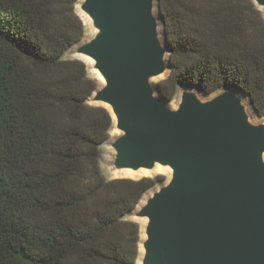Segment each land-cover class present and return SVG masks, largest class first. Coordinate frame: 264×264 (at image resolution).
I'll return each instance as SVG.
<instances>
[{
  "label": "trees",
  "instance_id": "16d2710c",
  "mask_svg": "<svg viewBox=\"0 0 264 264\" xmlns=\"http://www.w3.org/2000/svg\"><path fill=\"white\" fill-rule=\"evenodd\" d=\"M80 0H0V264H137L128 216L161 180H108L113 118L67 58L86 27ZM169 72L156 84L245 95L264 118V14L254 0H157Z\"/></svg>",
  "mask_w": 264,
  "mask_h": 264
},
{
  "label": "water",
  "instance_id": "95a60500",
  "mask_svg": "<svg viewBox=\"0 0 264 264\" xmlns=\"http://www.w3.org/2000/svg\"><path fill=\"white\" fill-rule=\"evenodd\" d=\"M80 10L95 35L76 54L102 79L90 102L120 133L114 170L171 171L133 214L145 221L140 264H264V122L246 96L181 88L169 106L154 84L169 72L157 0H82Z\"/></svg>",
  "mask_w": 264,
  "mask_h": 264
},
{
  "label": "rangeland",
  "instance_id": "374dc122",
  "mask_svg": "<svg viewBox=\"0 0 264 264\" xmlns=\"http://www.w3.org/2000/svg\"><path fill=\"white\" fill-rule=\"evenodd\" d=\"M81 2H82V0L79 1V4L77 6V10H78V13H79L80 17L83 19V21H85L84 24H85V27H86V34H85V38L83 39V41L79 45L73 47L67 53V58L82 60L87 65V68H88V71H89V74H90L91 78L97 80L99 82V87H100L102 85V79L100 78L99 74L93 70V65L92 64H88V62L86 61L85 58H83V57H81V56L76 54L77 48L80 45L88 42L95 35V31L92 28L90 21L88 19L87 20L85 19V17L83 16V13L80 10V3ZM167 74L162 76L161 78L155 79L154 80V84L156 85L158 82L164 80L166 78ZM218 92H220V91H218ZM218 92H216L214 94H217ZM214 94H212V95H214ZM180 96H181V90L179 91V93L177 94V96H176V98L174 100H172L171 102H168L169 106H171L173 108H176L178 106L179 102H180ZM245 100H246V104L249 106V112L251 114L252 120L255 123L264 122V118L257 116L255 111L252 110V108L250 106V102L248 101V99L246 97H245ZM119 135H120V133L115 129V124H114L113 125V130L110 133V140L102 147L101 167H102V171H103L105 177L108 180H114V179H119V178H130V179H134V180H139V179H142V178H152V179L161 180V184L157 185L153 190H151L150 192H148L144 196L143 200L141 201V203L139 204V206L136 209V210H138L144 204L146 199L149 196L152 195V193L154 191L158 190L163 183H165L166 181H168L170 179L171 171L169 169H166V168H160L161 170H159V171L148 172L146 174H140V173H134V172H116L114 170V168H113L114 150L111 147V144L119 137ZM135 211L128 216V219L139 223L140 229H141V238H143L144 237V233H143L142 224L145 221L144 220H137L136 218H134L133 214L135 213ZM140 248H141V246H140ZM140 259H141V254H140V258H139L137 264H140Z\"/></svg>",
  "mask_w": 264,
  "mask_h": 264
},
{
  "label": "bare ground",
  "instance_id": "6f19581e",
  "mask_svg": "<svg viewBox=\"0 0 264 264\" xmlns=\"http://www.w3.org/2000/svg\"><path fill=\"white\" fill-rule=\"evenodd\" d=\"M85 17V16H84ZM85 19L87 20V17H85ZM85 22V21H84ZM86 59V61L88 62V64H92L93 65V62H92V60H90V59H88V58H85ZM98 77V76H97ZM100 80V79H99ZM174 106V105H173ZM109 109H111V108H109ZM161 167L159 166V167H157L156 169H155V172L156 171H159V170H161L160 169ZM140 174H146V173H148L147 171H145V170H142L141 172H139ZM144 225H145V222H143V224H142V227H144Z\"/></svg>",
  "mask_w": 264,
  "mask_h": 264
}]
</instances>
